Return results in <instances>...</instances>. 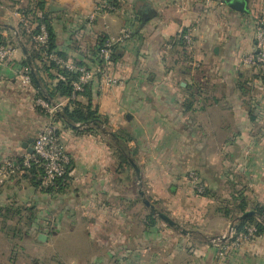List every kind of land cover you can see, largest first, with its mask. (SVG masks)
<instances>
[{"label": "crops", "instance_id": "1", "mask_svg": "<svg viewBox=\"0 0 264 264\" xmlns=\"http://www.w3.org/2000/svg\"><path fill=\"white\" fill-rule=\"evenodd\" d=\"M3 1L2 38L18 34L14 5L30 7L32 24L43 13L36 6L40 0ZM41 1L57 50L71 59L86 61L99 36L117 44L119 55L110 70L119 83L110 87L93 80L86 96L78 97L97 116L88 126L59 121V140L70 158L65 189L45 194L32 185L34 177L0 186L1 217L6 210L23 213L26 206L32 213L41 205L47 209L26 223L7 220L18 231L0 234L4 263H16L18 232L27 227L23 239L40 246L77 241L81 233V240L96 244L92 264H264V233L236 244L243 233L236 228L230 234L229 229L238 220L223 216L215 200L220 189L226 200L243 203L247 211L264 208V74L251 73L241 62L255 50L264 0H246L245 13L229 8L226 0L222 6L218 0ZM121 30L131 35L118 42ZM184 30L194 42L186 54L178 43ZM22 59L18 46L13 60L0 66V161L26 152L23 144L46 123L35 105L37 90L16 78ZM204 72L208 78H202ZM39 75L47 80L41 69ZM254 82L259 90L247 88ZM121 154L139 167L147 199L190 234L176 232L159 218L150 222L152 212L138 194L136 174L122 163ZM190 172L208 195L193 190ZM254 219L262 220L259 215ZM51 223L59 229L49 234ZM250 227L246 223L244 230ZM39 234L47 236L46 242L37 240ZM224 236L229 239L215 246L213 241ZM208 238L211 243L205 242ZM7 242H14L10 251ZM220 245L229 246L222 255Z\"/></svg>", "mask_w": 264, "mask_h": 264}, {"label": "built area", "instance_id": "2", "mask_svg": "<svg viewBox=\"0 0 264 264\" xmlns=\"http://www.w3.org/2000/svg\"><path fill=\"white\" fill-rule=\"evenodd\" d=\"M182 1V0H178ZM211 0H205L210 2ZM222 6L224 3L219 1ZM19 24L23 26L26 33L30 35L34 46L41 51V57L44 63L53 62L54 64L63 67L69 71L78 73V78L72 83V93L68 98L59 99L58 101L48 100L47 98L38 97L35 100V105L41 109L46 117V123L38 132L37 136L32 142L33 153L24 152L21 156L16 158H7L0 161V186L15 180H20L24 177H34L39 183V189H47L49 187H57L59 180L66 181L69 175L70 158L59 140L60 123L58 114L62 111L67 103H74L77 101L80 93L84 91V87L93 80H98L105 86L114 87L118 85L119 80L111 73L112 52L111 48L114 45L110 39H106L104 45L100 48L99 57L102 64L94 68H86L84 66H77L71 60H63L55 55L54 52H48V33L44 25L32 24L31 18L25 15L23 11L16 10ZM98 14V9L92 11L88 15V22L92 23ZM38 28V32L34 31ZM129 30H121L118 42H123L130 37ZM184 43L187 53L192 51L193 38L190 31L184 34ZM16 47L0 44V66L7 65L14 58ZM241 62L245 67L253 68L258 73L264 74V22L258 19L255 26V50L246 53L242 56ZM16 78L21 84L26 86H34L32 76L29 68H20L16 73ZM34 167H40L42 174L36 175L33 173ZM188 181L193 190L201 194L205 190V185L202 184L195 172H190ZM262 221L264 220V214ZM257 232L256 227H250L237 238L236 244L239 242H246L255 237ZM220 239L213 241L215 246H218ZM220 254L228 251V245H220Z\"/></svg>", "mask_w": 264, "mask_h": 264}, {"label": "trees", "instance_id": "3", "mask_svg": "<svg viewBox=\"0 0 264 264\" xmlns=\"http://www.w3.org/2000/svg\"><path fill=\"white\" fill-rule=\"evenodd\" d=\"M218 1H221V0H218ZM17 2L18 0L15 1V3ZM36 6L39 10L43 11V13L42 15L35 16L34 21H36L38 26L44 25L48 33V52H54L57 57L63 60H71L77 66H84L86 68H94L102 64V60L99 57V51H100V48L104 45L105 40L107 39L105 36L98 37V39L96 40V44L93 50L90 51L89 57L86 59V61L77 62L71 59L70 57H68V55H66L65 53H62L57 50V43H56L57 38H56L55 30L53 28L51 19L49 18V13L46 11L44 7V3L41 0L36 4ZM18 10L23 11L25 15H30L32 12L28 5L27 6L22 5L20 9ZM19 26H20V30L18 31V39H15L16 37L14 38V36H9L8 38L0 37V44H7V45L14 46L16 48H18L19 44H22L23 46H25V48H27L28 55L32 62V66L39 80V85H36V83L32 79L33 85L35 89L37 90L38 96L47 98L48 100H52V99L59 100L63 98H68L72 93V83L77 80L78 73L69 71L63 67H60L54 64L53 62L44 63L41 57L42 50L34 46L33 42L31 41L30 35L26 33L25 29L23 28L21 24H19ZM37 32H38V28L34 31V33H37ZM185 33H186V30L182 31V33L179 35V40H178L179 46L183 49L184 53L186 52L184 38H183ZM30 46L32 49L29 48ZM111 52H112L111 56H112V61H113L114 59H117L119 55L117 44H114L112 46ZM37 63L41 64V68H38ZM23 67L29 68L27 61L25 59H22L20 62V68H23ZM40 69L47 74V80H43L40 77L39 75ZM91 83L92 81L84 87V91L80 93V95L86 96L87 90L89 86L91 85ZM72 105H73L72 108H70L69 106H65L62 109V111L58 114V120L63 122L64 125L71 127L72 125L77 124V123H86L92 120H97V116L95 114V111L92 109L91 104L88 103L87 105H82L80 102L76 101L72 103ZM122 150L124 153L125 149H122ZM121 159H122V163L129 164L127 155L123 156L121 154ZM33 173L36 175H40L42 174V169L40 167L38 168L34 167ZM67 180H68V177L66 178V181L59 180L56 185L57 187L39 189V183L37 179L33 178L32 185L35 188H38L41 192L52 195V194H56L62 191L63 189H65L67 185ZM200 182L202 183L201 180ZM198 195H203V196L208 195V191L206 187H205L204 192ZM232 201L233 202L231 203L229 202V204L226 207H223L222 209L220 208V212L223 214V216L227 218L236 219L237 216L245 213L247 210L245 209V206L243 205V203H239L237 205L234 199ZM251 210L257 212L259 216H263L264 208L257 207V208H252ZM6 212H10V211L6 210L4 213ZM2 214L3 213L1 212V208H0V216ZM155 218H156L155 214L151 213L149 217L150 222L153 223ZM246 223H250L254 225V227H256L257 229L256 234L264 233V220L263 221L261 220V222H255L254 217H249L243 221H238L236 223L237 233L246 232V229L244 230ZM194 236L195 238L202 240V238H199L198 234H194L193 237ZM210 239L211 238L205 239V242L211 243Z\"/></svg>", "mask_w": 264, "mask_h": 264}, {"label": "rangeland", "instance_id": "4", "mask_svg": "<svg viewBox=\"0 0 264 264\" xmlns=\"http://www.w3.org/2000/svg\"><path fill=\"white\" fill-rule=\"evenodd\" d=\"M2 3H7V2L4 0ZM16 10H17V6L14 5L13 13H16ZM10 22L11 21H9V23ZM4 24H7L6 21H4ZM19 30H20V27L18 31ZM9 36H14L15 38V35H13L12 33ZM249 69L252 73L253 68L251 67ZM257 72L259 71L256 70V73ZM204 76H207L208 78V75L206 74V72H204V75H202V78ZM203 82H204L203 87L204 88L207 87L206 82L205 81ZM247 88L248 89L251 88L252 90H259L260 85L258 86V84L254 82L250 86L247 85ZM218 190L219 191L217 193V196H215V200L222 209L223 207H226L229 204V202L231 203V201L226 200V198H224V195L222 194V191L220 189ZM42 204H45V202H43ZM32 209L33 208H31V210ZM31 210L29 206H26V210L23 213L14 214L12 213V211H10V212H6L5 215H3L4 217L0 216V234L11 236V232L18 231L17 225L16 227L12 226L10 223L11 221L10 222L7 221L8 219L12 221L14 220V222L16 220L22 223H26L30 219L33 220V219H37L38 217L44 216L46 214L47 209H45L44 205H41L39 210H34L33 213L30 212ZM155 217L157 218L156 215ZM57 227L58 226H55L53 223H51L50 227H48V229H50L49 234L52 233V230L59 229V227L58 228ZM26 228L27 227H24L23 229L20 230V232H18L19 235L22 236V238L19 241H16L15 243L17 247V251H16L17 258H16L15 264H89V263L92 264V261L94 259L93 256L96 255V253L98 252L95 248L96 244L94 245L92 242H85L81 240L82 239L81 233H79L76 236V239H78L77 241L73 239L71 240L67 239L66 241L58 240V241H55L53 245L52 244L50 245L49 243L48 246H40L38 244L29 242L23 239L26 232L28 231L26 230ZM186 228L190 229V226H187ZM75 230L81 231V228L75 227ZM175 231L179 232L178 229H175ZM13 244L14 242H7L6 249L10 251ZM4 261H6V259L3 257H0V264H3ZM4 264H8V263L5 262Z\"/></svg>", "mask_w": 264, "mask_h": 264}, {"label": "water", "instance_id": "5", "mask_svg": "<svg viewBox=\"0 0 264 264\" xmlns=\"http://www.w3.org/2000/svg\"><path fill=\"white\" fill-rule=\"evenodd\" d=\"M246 3H247L246 0H226V4H227V6L229 8H231L233 10H236V11H239V12H243V13L246 12V8H247ZM14 35H15L16 38H18V34L16 32H14ZM19 46H20V49H21V51H22V53L24 55L25 60L27 61V64H28V67L30 69L31 76H32L34 82L36 83V85H39V80H38V78L36 76V73L34 71V68L32 66V62H31V59H30V57L28 55L27 49L22 44H19ZM89 124L90 123H85L83 125L76 126V128H81V127H84V126H88ZM91 124L96 125L95 122H92ZM32 142H33V140L30 139L29 141L25 142L23 144V146H22L26 150V152L30 153V154L33 153L32 147H31ZM128 161H129V164L131 165V167L133 168V170H134V172L136 174V177H137V180H138V185L140 187V189L138 190V194L141 197L142 203L152 213H154L159 219H161L164 223H166L170 227H174V228L178 229L181 232L182 235L190 234V231H187V230L183 229L175 221H173L170 217L165 215L163 212L158 211L155 208V206L149 201V199H147V197L145 196L144 191L142 190V178H141L140 169L137 166V164L134 162L133 159H128ZM256 216H258V213L253 211V210H251V211H247V212L241 214L240 216H238L237 220L238 221H243V220H245V219H247L249 217H256ZM233 230H236V227L231 226L230 229H229V233L232 234ZM219 239L221 241H226L227 239H229V237L224 236V237H219ZM37 240H39L41 242H46L47 236L44 235V234H39L38 237H37Z\"/></svg>", "mask_w": 264, "mask_h": 264}]
</instances>
